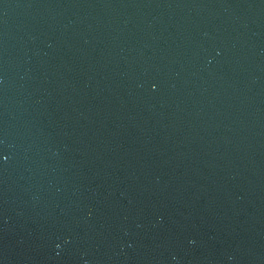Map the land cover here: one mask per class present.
<instances>
[{"label":"water","instance_id":"water-1","mask_svg":"<svg viewBox=\"0 0 264 264\" xmlns=\"http://www.w3.org/2000/svg\"><path fill=\"white\" fill-rule=\"evenodd\" d=\"M0 264H264V0H0Z\"/></svg>","mask_w":264,"mask_h":264}]
</instances>
